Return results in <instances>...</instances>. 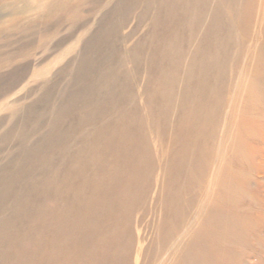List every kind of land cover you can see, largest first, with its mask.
Instances as JSON below:
<instances>
[{"label": "bare ground", "instance_id": "obj_1", "mask_svg": "<svg viewBox=\"0 0 264 264\" xmlns=\"http://www.w3.org/2000/svg\"><path fill=\"white\" fill-rule=\"evenodd\" d=\"M40 1L15 27L66 28L60 46L89 23L84 12H103L66 86H25L0 110V264L263 255L241 161L264 154V0ZM33 43L0 50V98L29 79L30 64L11 65Z\"/></svg>", "mask_w": 264, "mask_h": 264}, {"label": "rangeland", "instance_id": "obj_2", "mask_svg": "<svg viewBox=\"0 0 264 264\" xmlns=\"http://www.w3.org/2000/svg\"><path fill=\"white\" fill-rule=\"evenodd\" d=\"M30 1L39 3L40 6L44 5L45 3V1L43 2L40 0H0V50L10 53L14 50L20 49L19 47L22 43H27L29 41L34 42L33 44L23 48V55L12 63L11 68L30 64V76H33V74L39 73L42 70H46L47 75L42 78L34 77L32 80H29V76V79L17 89H15L12 93L0 98V110L6 105L11 104L16 99L25 97L26 89L22 90V88L25 86L33 87L37 83H42L43 80L50 81V84H58L56 87L57 89L66 86L69 80L72 78L74 63L77 59L78 53L81 50L83 41L87 39V37L95 30V28H97L99 19L103 12L102 10H97L93 13L84 12L82 19L89 21L87 24L88 26L86 25L74 30L75 33L72 41L70 40L64 45L60 46L59 41L62 37L68 34L66 28L46 31L44 29L45 24L43 22L37 21L28 25V27H33V33L23 36L22 34H24L26 30H19L17 29L18 26L15 27V24H19V26H21V22L33 17V15L30 16L29 14L20 12L21 9L24 8ZM32 5L33 4H31V6ZM137 12L138 11H136V14ZM81 21L82 20H80L79 23H81ZM135 23L136 21L132 18V21L129 23V26L124 30V32L129 33L134 27ZM138 37L139 33L136 38ZM46 56L47 59H45ZM5 60H7L6 57H4V55H0V62H5ZM69 61L71 62L69 63ZM246 62H249V60L246 59ZM51 63L55 64L50 66L49 64ZM8 70H10V68L0 70V74L5 73ZM60 70H63V73L59 74ZM143 83L144 82L142 81V85ZM161 86L162 85L160 84L158 87ZM37 96H39L37 93L29 96L27 99L22 101V103L16 105V107L22 108L24 104L33 103L38 98ZM262 112L263 114L261 115L264 116V108L262 109ZM6 114L8 113L0 112V120L3 119ZM5 131V126L1 127L0 136ZM16 134L17 132H13L10 136L14 137ZM8 143L9 141L5 145H0V150L3 151L5 148H7L9 146ZM10 150L14 151L16 148H12ZM2 155L3 154H0V158ZM241 164L243 166L242 181H246L249 184L248 188H246L247 194L248 196H252L253 199H255L256 206L260 208L264 214V154L256 157H250L248 160H243L241 161ZM261 221L264 222V216L262 217ZM260 236H263L262 244L264 247V232L261 233ZM242 260L244 264H264V254H256V256L251 255L250 257H244Z\"/></svg>", "mask_w": 264, "mask_h": 264}]
</instances>
